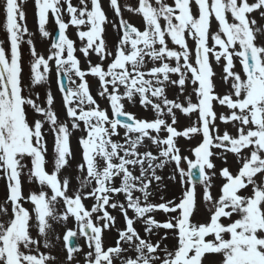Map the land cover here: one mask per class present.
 Instances as JSON below:
<instances>
[{
  "label": "snow or ice",
  "instance_id": "obj_1",
  "mask_svg": "<svg viewBox=\"0 0 264 264\" xmlns=\"http://www.w3.org/2000/svg\"><path fill=\"white\" fill-rule=\"evenodd\" d=\"M27 2L0 0V264H81V257L83 264H205L208 254L218 257L212 264H264V0H108L111 21L101 0H32L39 36L52 37L46 55L24 39L32 35ZM108 24L117 37L111 47ZM213 61L222 70L223 94L215 90ZM53 73L63 120L54 107ZM89 77L106 108L91 94ZM37 88H46L43 100ZM136 105L151 118L126 110ZM181 117L188 124L179 130ZM75 131L82 135L73 190L71 179L59 176L74 159ZM180 138L197 140L189 155ZM229 156L236 172L217 170L213 158L227 165ZM165 167L182 191L178 201L161 196L153 203L152 186ZM214 178L223 181L216 196ZM25 180L39 190L26 195ZM197 185L204 222H193ZM108 209L122 216V229ZM158 213L167 219L157 221ZM114 228V246L105 247L104 234Z\"/></svg>",
  "mask_w": 264,
  "mask_h": 264
},
{
  "label": "rangeland",
  "instance_id": "obj_2",
  "mask_svg": "<svg viewBox=\"0 0 264 264\" xmlns=\"http://www.w3.org/2000/svg\"><path fill=\"white\" fill-rule=\"evenodd\" d=\"M101 2H102V5L104 7V10L106 12V15H107L108 19L110 21L114 20L115 17H114L113 12L109 9L108 0H101ZM120 2L123 4L125 2V0H120ZM127 3L134 4L135 0H127ZM73 4L75 5L76 2L73 1ZM23 8H24V11L26 12V16H27V21H26L27 28H28L29 32L32 34L30 37H28V36L24 37V39L25 40H27L29 38L32 39L36 50L39 53L46 55L47 54L46 53V49L50 46V41H51L52 37L50 36L48 39H42L39 36L38 30H37V24H36L35 16H34V8H33L32 0H28V2L25 5H23ZM123 15H124L125 19H127L129 21H132V22H135L136 24H138L139 27H142L140 18H138L136 16H132L130 13H128L126 11L123 13ZM3 19H4L3 14H2V12H0V24H2ZM257 19L259 20L258 17H257ZM64 20H65V22H67V20H68L67 15L64 16ZM212 23L216 24V22L214 20H213ZM105 27H106L105 35H106V38L108 40L109 47H111L115 43L117 37H116V34L113 31L112 27H111V24H108ZM216 27H217V25H216ZM46 28L52 34V32H53V30L55 28L54 21H52L50 19V22H49L48 25H46ZM67 35H68L69 38H73V40L76 42V46L79 47L80 41L78 40V37L75 35V29L69 28L67 30ZM3 39H4V33H3L2 29H0V40H3ZM188 44H189L190 48L194 47V42L191 39L188 40ZM6 47H7V45H6ZM21 53H22V60H23L24 66H25V71L27 72V70H28V61L30 59V55H29L28 45L26 43L21 45ZM76 56L81 60V68H84L86 66V62H85L82 54H80L77 51ZM92 62L93 63L97 62V60H96L94 55L92 57ZM213 63H215V62L213 61ZM88 80H89V84H90V87H91V94L93 95L94 98L97 99V102L99 103L101 108H106L107 107L106 101L102 100L101 98H99L97 96V81L94 78H91V77H89ZM51 81H52L51 90H52L53 94L56 97V103H55L54 107L56 109L57 114L60 116L61 120H63L64 119V113H63V111L61 109V97H60L59 92L57 91V86H56V83H55V75H54V73L51 76ZM36 90L38 92H40L41 100H43L46 88H37ZM226 91H227V89H226L225 86L224 87H220V89H219V92L221 94H223ZM168 95H169L170 99L174 98L171 90H169ZM126 110L135 113L137 115V117H145V116H147L149 119L151 118V116L148 113H146L144 110H142L138 105H136V106H126ZM216 110H217V112L222 111V109L219 106L216 108ZM29 118L31 119V116ZM187 124H188V120L186 118L181 117L178 129L182 130L184 127L187 126ZM223 129H224V126L221 125V130H223ZM227 130L230 133L235 134V130L233 128H231V126H229ZM81 135H82V133L80 131H75V132L72 133L71 138H70V147H71V151L73 152L74 159H72L70 161L71 167H68V168L62 170L61 173H60V176H59L60 179H63L65 176H68L71 179L70 189H73V190L78 188V186H79L78 185V181L75 179V176L78 175V173L76 171V168H75V165L81 158L80 157V150L78 148V137H80ZM121 135H123V131L122 130H121ZM46 139H47L48 148H49V157H48L49 164L47 166V170L50 172L51 169H52V165H51V150H52V145H53V137L49 134V135L46 136ZM114 139H115V137H114ZM196 144H197V140L196 139H193L191 141H186L183 138H180L179 142H178V146L181 148V152H182L183 155H189L188 149L191 148V147H194ZM141 151H144V149L141 148ZM213 159L215 160L214 163L216 164L217 170H219L221 167H225L224 165L223 166L217 165L216 161L218 159H215V158H213ZM228 159H230V156L228 157ZM25 163L29 164V166H30V161L26 160ZM230 164H232L231 168H233L234 172H236L237 164L235 163V161H233V163L231 162ZM164 170H166V173H164ZM157 174H159L162 177H164V179L161 182L164 181L163 182V186L166 187V189L161 190V192L158 195H157V191L154 190L153 191L154 198H151L152 202L153 203L161 202L160 198H159V195H163L165 201H167V200H177L178 201V198H179V196L181 194L182 189H181L178 181H172V180L168 179V177L170 175H172V167H165L162 170H158ZM215 180H217V179L214 178V181ZM221 181H222V179H221ZM221 181H219V183H221ZM30 190L38 191L39 190V185H37V184L29 185L26 182V180H25V182H24V192H25V194L27 195ZM196 190H201V189H196ZM68 194L71 195L72 191L70 190ZM216 195L217 194L214 192L213 196H216ZM4 196H5L4 182L0 181V201L3 200ZM199 198H200V195L197 194V199H198L197 200V211H204L202 213L206 214L205 213L206 209L203 207V205H202V209H204V210L201 209V206H200L201 200ZM91 203H92L91 200L85 201V204L88 205V206H90ZM24 206L25 207H29L28 204H25ZM108 210H109L111 215L117 217L116 228H121L122 229L124 227L122 216L116 210H113V209H108ZM129 215L130 216L132 215L131 211H129ZM198 215L196 216V218H195V216L193 217V222H196V221L202 222V221L205 220L206 216L203 219L202 216L200 218H198ZM155 219L157 221H161L162 222L163 219H165V215L163 213H158V214L155 215ZM166 219H167V216H166ZM69 226L71 227L72 225L70 224ZM135 227L137 228L138 231H140L141 235L143 236L144 233L141 231L142 225L137 223L135 225ZM57 230L59 231L60 229H57ZM116 237H117V233H116V229L115 228L112 229L110 232L106 231L105 234H104V245H105V247L114 246V241H115ZM152 239L155 241L156 239H158V237L154 236ZM80 243H83V241L81 240ZM164 243L166 245H168L169 247H171L173 242H172L171 239H169V240H166ZM85 250H86V246H85ZM129 255H131V253H129ZM80 259H81V264H83L82 257ZM214 260H216L215 256H213V258H212L210 255H207L206 259H205V264H212V262ZM117 264H119V262H117Z\"/></svg>",
  "mask_w": 264,
  "mask_h": 264
},
{
  "label": "water",
  "instance_id": "obj_3",
  "mask_svg": "<svg viewBox=\"0 0 264 264\" xmlns=\"http://www.w3.org/2000/svg\"><path fill=\"white\" fill-rule=\"evenodd\" d=\"M197 175V174H196Z\"/></svg>",
  "mask_w": 264,
  "mask_h": 264
}]
</instances>
